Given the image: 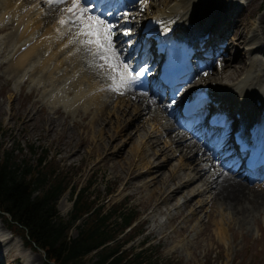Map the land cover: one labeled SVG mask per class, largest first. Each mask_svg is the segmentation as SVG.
<instances>
[{
    "label": "bare ground",
    "instance_id": "6f19581e",
    "mask_svg": "<svg viewBox=\"0 0 264 264\" xmlns=\"http://www.w3.org/2000/svg\"><path fill=\"white\" fill-rule=\"evenodd\" d=\"M150 1L151 3L146 1V11L143 12V6L135 9L136 16L130 19L128 25H123L124 19L123 22L119 21L120 26L132 29L133 37L138 33L133 25L143 12L145 16L153 15L163 19V30L191 29L193 35L190 40L200 42L204 39L206 49H210L214 55L227 48L233 49L239 36L240 40L245 41V60L239 56L229 60L221 57L210 70L208 67H199L196 70L199 75L197 85L200 89L207 87L219 104H224L228 109L234 108L233 112L222 115L230 114L231 117L239 111L242 117L247 115L246 126L250 124L248 133L264 136V10L255 19L256 23L248 36L247 27L252 22L245 28L246 22L238 17L234 20L241 13L238 0ZM69 6L68 0L59 4L49 3L48 0H0V33L10 26L12 28L8 36L1 40L0 57L6 59L0 60V66L6 63L18 75H28L20 84L21 87L34 80L36 84L42 83L33 86L22 99L19 96L16 100L18 108L13 106V112L10 111V115L16 116L21 122L22 132H25L26 125L30 129L44 130V137L49 138L63 157L81 158L87 152L92 158L95 156L96 161L102 160V164L111 162L113 172H119L122 188L133 187L131 195L136 196L137 202L142 204L145 215L143 220L149 219V214L154 210L150 209V204L157 203L154 208L159 213H165L173 205L176 212L169 213L168 220L171 222L184 218L186 224L178 231L181 234L187 233L192 221L201 219L199 212L205 207L201 204L202 199H197V204L191 202L195 193L199 197L210 196L207 201L209 208L204 215L207 221L204 228L202 223L199 225V235L210 228L209 219L216 209L219 211V221H215L213 233L221 239L227 238V228L231 222L227 219L233 220L239 228L246 227L249 218L256 219V210L264 206V185H249L231 172L235 160L230 155L232 151L229 150L230 154L227 152V148H230V131H223L217 136L221 145L226 144L223 145V154L207 162L210 160L208 152L198 137V133L204 130L203 127H195L197 122L194 117L180 122L174 119L172 116H176L175 105H172L173 111L167 110L165 106L162 109L160 105L150 108V111H147L145 105H133V109H130V100L143 103L145 98L132 99L131 96H125V91L131 88L114 91L115 85L108 75L99 74L92 66V57L75 36L76 29L59 23L61 18L67 19L70 15L65 12ZM208 6L211 9L203 10ZM213 7L225 10L227 14H217L215 9L212 10ZM231 28L234 31L232 29V36L229 37L228 31ZM160 33L164 34L162 30ZM126 38L128 37L117 35V45L122 44ZM132 39L134 44L137 39L139 45L146 43L140 37ZM22 44H26L23 49ZM147 52L145 47V53ZM6 84L3 88L10 90L8 83ZM42 91V99L46 97L49 105L39 98L29 100V95H39ZM258 101L261 103L257 104ZM56 102L62 106L55 105ZM46 106L58 116L52 117ZM35 107L36 111L32 113ZM78 110L80 118L87 119V122L76 120L78 113H75ZM142 113H146V116H142ZM168 114L170 116L166 119ZM67 116L72 119L73 127H78V131L75 128L66 131L64 125ZM243 119L240 118L234 128L245 132ZM149 124L151 128L154 127V132H158L157 135L153 136L147 126ZM37 134L38 137L41 136L40 131ZM119 142L121 144L117 146ZM129 142L126 155L121 154L126 152L121 150H124L122 145ZM137 151L138 159L133 162L132 157ZM177 154L178 161H172V157ZM118 155L121 156L119 159ZM225 156L227 162H222ZM214 160L217 162H213ZM196 179L201 181L198 186ZM135 180L143 181L138 184ZM259 181L264 184V178ZM201 186L204 187L200 188ZM143 190H146L145 194H141ZM66 205L64 203V207ZM162 205H165L163 209ZM154 219L157 218L152 213L151 220ZM5 226L0 219V264H41L40 255L23 246L20 239L14 237L11 231L8 232ZM152 230L162 233L164 227L160 225ZM13 250L16 251L15 255L9 259ZM193 253L196 255V251L193 250ZM18 255L21 256V261ZM37 258L39 263L35 262Z\"/></svg>",
    "mask_w": 264,
    "mask_h": 264
},
{
    "label": "rangeland",
    "instance_id": "374dc122",
    "mask_svg": "<svg viewBox=\"0 0 264 264\" xmlns=\"http://www.w3.org/2000/svg\"><path fill=\"white\" fill-rule=\"evenodd\" d=\"M244 2L246 5L241 7L243 9L240 15H238V18L246 22V25H244L245 28L249 25L250 21L252 22V25L247 27L249 29L247 35L249 36L252 27H254V23H256L255 19L264 10V0H244ZM207 8L209 9V7ZM236 18L237 17L234 18L235 21ZM11 29L10 26L0 33V44L2 38L8 36ZM232 29L234 31V28L230 29L229 37L232 36ZM244 42L243 39L240 40L239 36V41L234 44L235 49L227 48V50H225L227 56L224 60H229L233 57L236 59V56H239L240 59L243 57L245 60L244 50L247 45ZM233 51L235 52L234 54ZM222 55L223 54L218 55L216 59L221 58ZM4 59L6 58L0 57V60ZM27 76H19L15 71L10 70L6 63L4 66H0V157L4 152L9 151L12 153V159L16 161H27L31 164H36L38 154L46 152L47 162L42 170L44 172L56 171V177L62 178L63 183L66 185L65 190L55 203L59 215L67 217L71 210L75 193L78 189L85 187L87 191H84L83 195L87 197L88 200H94V207H100L102 211L105 212L111 209L113 204H115V208L118 209V211H130L131 215H133V219H131L130 222L134 223L132 224L129 222L130 224L128 226L130 228L132 225L133 229L128 235L122 234L124 232L126 233V227L119 230L121 227V221L119 219H114V216L110 218L113 222V226L110 227L113 238L111 237V239L107 240V243H110V245H119L122 242L118 240V237L125 238L127 236L130 239L137 235L135 232H140L133 239L131 238L128 242L122 243L120 247V250H125L127 258L131 260L134 259V252L138 251L140 248L149 247L147 251L144 250V252H142L141 256L134 262L135 264H264V206L256 210V219H248L249 223L246 224V227L239 228L233 220L227 219V221H231L229 228H227V238L221 239L213 233L215 221H219L218 209L214 211L213 216L209 219L211 222L209 225L210 228L206 229L205 233L199 235L201 232H198L199 225L202 223L201 226L204 228L205 222L207 221V217L204 215L205 210L209 208V202L207 201L210 196L204 195L199 197L198 195H193L191 202L197 204V199H202L201 204L205 207L199 212L201 219H194L190 231L181 234L178 230L181 226L186 224L184 221L185 219L177 218L171 222L168 220V214L176 212L175 206L173 205L170 206V210H166L165 213H159V211L154 208L157 203H152L150 204V209L153 208V212L149 214V219L143 220L145 215L143 214L142 204L137 202L138 198L136 196L131 195L133 187H128L127 189L122 188V183L120 182L121 177L118 175L119 172H113L111 162L102 164V160L96 161V157L94 156L95 158H92L91 154L87 152L83 153L81 158H77L76 156L63 157L59 150L55 148V145L48 140L49 138L44 137V130L35 128L30 129V126L26 125L24 131L27 132V134L22 132L21 122L16 116L10 115V111L13 112V106L14 108L15 106L18 108L16 104L18 97L20 96L22 99L36 84V80H30V83L21 87L20 84L28 78ZM224 80L227 79L224 78ZM6 83H8L10 90L3 88L4 85L7 86ZM43 92L44 91L39 93V95H36V93L29 95V100L39 98L41 102H43ZM38 105L39 104H37L36 107H38ZM36 107L33 109L32 113L36 111ZM129 107L133 109L131 102L129 103ZM62 108L64 109V107ZM46 109L52 117L56 118L58 116L53 113V110L50 111V108H47V106ZM78 112L79 110L75 114ZM37 114L38 112L35 113V115ZM64 114L67 115L66 113ZM143 115L146 116L145 114ZM89 116H91V113ZM75 118L80 122H87V119L83 120L80 118V113H78ZM142 119L144 120V118H141V120ZM147 126L149 130L153 132V136L158 134V132H154V127L151 128L150 124ZM64 127H66V131L68 132L73 130L72 128H75L77 131L79 130L77 129L78 127H73L72 119L69 116L66 117ZM38 131L41 133L39 137L37 136ZM64 134H66V132H64ZM120 144L121 142H119L117 146ZM129 146L130 142L123 144L122 148H124V150H121L126 152L121 154L126 155ZM138 155L139 151L135 152V155L132 157L133 162L137 161ZM117 157L119 159L121 156L118 155ZM177 158L178 154L174 155L171 160L175 162L178 161ZM176 168L178 167L176 166ZM146 175L145 173L144 177H146ZM240 180L242 179L240 178ZM142 181L143 180H135L138 184L142 183ZM195 182L197 183L196 186L201 184L199 179H196ZM145 193L146 190H143L141 194ZM64 203H67L66 207H64ZM164 207L165 205H162V209ZM152 213H155L157 219L151 220ZM0 219L4 226L6 225L5 227L8 229V232L11 231V234L17 237V239H20L21 244L24 246L22 243V234L16 229V226L10 225L9 221L4 216H0ZM79 222L80 220L76 223ZM160 225L164 227L163 234L152 230L158 228ZM112 229L116 231L112 232ZM70 233L72 235L76 233L75 225L70 228ZM132 233L135 234L131 236ZM172 235H174V237H172ZM143 237L148 238V242L141 245L139 241ZM148 244L153 245L152 248ZM132 246L135 247L131 248ZM27 248L37 252L40 255L41 264H44L45 257L40 249L33 246H27ZM193 250L196 251V255H194L195 253H193ZM15 252V250L12 251L9 259L14 257ZM20 257L18 255V259L21 261ZM138 260L142 262L138 263ZM35 262L39 263L38 258Z\"/></svg>",
    "mask_w": 264,
    "mask_h": 264
},
{
    "label": "trees",
    "instance_id": "16d2710c",
    "mask_svg": "<svg viewBox=\"0 0 264 264\" xmlns=\"http://www.w3.org/2000/svg\"><path fill=\"white\" fill-rule=\"evenodd\" d=\"M46 162V152L38 154L36 164L16 161L9 151L3 153L0 157V216L16 226L25 244L42 250L44 264H135L145 249L134 252L131 260L125 250H120L122 243H107L113 236L110 218L114 216L121 221V230L133 219L131 212L118 211L115 206L103 212L93 206V199L88 200L83 195L87 191L83 187L75 193L67 217L59 215L55 203L66 185L62 178L56 177V171L42 170ZM78 220L80 222L76 223ZM73 225L76 227L74 235L70 233Z\"/></svg>",
    "mask_w": 264,
    "mask_h": 264
},
{
    "label": "snow or ice",
    "instance_id": "6c2138e0",
    "mask_svg": "<svg viewBox=\"0 0 264 264\" xmlns=\"http://www.w3.org/2000/svg\"><path fill=\"white\" fill-rule=\"evenodd\" d=\"M49 3H63L65 0H48ZM141 5L146 0H138ZM70 6L65 12L70 14L67 19L61 18L59 23L70 25L76 29L75 36L79 43L92 57V66L99 74L106 73L113 82L114 91L121 88L128 89L137 85L143 86L144 79L149 75L150 69L146 64L133 67L128 59H121L125 48L117 47V35L128 37L124 43L128 48L133 47L134 41L131 28H121L118 22H112L108 17L116 15L119 19H134L128 12L111 11V0H68ZM127 22V21H126ZM207 75V73H203ZM180 89H176L169 107L176 103L175 96L179 95ZM147 95V92L144 93Z\"/></svg>",
    "mask_w": 264,
    "mask_h": 264
}]
</instances>
